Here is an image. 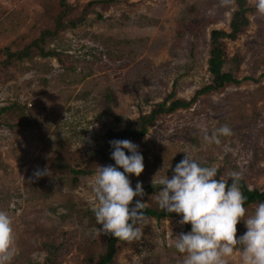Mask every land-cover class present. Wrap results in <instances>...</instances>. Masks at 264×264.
<instances>
[{"label":"rangeland","instance_id":"1","mask_svg":"<svg viewBox=\"0 0 264 264\" xmlns=\"http://www.w3.org/2000/svg\"><path fill=\"white\" fill-rule=\"evenodd\" d=\"M245 1L247 26L222 39L223 70L239 83L201 93L130 140L144 157V171L130 179L133 188L142 182L144 196L135 199L146 207L159 209L153 177L160 170L171 178L185 151L224 179L241 171L249 188L264 190V14ZM234 10L235 0H0V109L25 103L0 112V210L13 220L17 248L11 264H43L56 245L55 264L98 263L106 239L93 233L101 227L91 210L93 177L114 162L107 132L170 93L189 101L207 85L209 33H228ZM51 48L58 55L39 53ZM225 124L232 136L204 140ZM45 168L49 175L36 178ZM257 204L245 206L248 214ZM149 219L139 240L115 243L109 264H183L174 241L190 231L186 224ZM245 231L241 220L237 237ZM228 264H240L239 246Z\"/></svg>","mask_w":264,"mask_h":264},{"label":"clouds","instance_id":"2","mask_svg":"<svg viewBox=\"0 0 264 264\" xmlns=\"http://www.w3.org/2000/svg\"><path fill=\"white\" fill-rule=\"evenodd\" d=\"M228 3L230 0H221ZM257 12L264 14V0H256ZM232 129L222 125L204 140L219 145V137L232 136ZM111 159L115 162L98 165L93 177L95 235L110 234L119 241L132 242L142 236L143 227L150 223L145 215L146 203L142 182L132 187L131 175L144 171V157L139 146L127 139L109 141ZM225 146V152L230 151ZM126 152L128 153L126 155ZM185 156L167 175H154L152 184L159 189L155 201L160 210L176 213L179 224H190L191 230L175 235L174 247L183 254V264H228L239 246L240 264H264V201L251 214L245 207L246 197L240 187L241 171H232L229 179L217 178L216 166H204L192 154ZM122 169V171H121ZM168 171V170H167ZM36 178L49 175V170H37ZM130 205H132L130 207ZM243 220L246 231L237 237V224ZM13 220L0 210V264H11L16 254Z\"/></svg>","mask_w":264,"mask_h":264},{"label":"trees","instance_id":"3","mask_svg":"<svg viewBox=\"0 0 264 264\" xmlns=\"http://www.w3.org/2000/svg\"><path fill=\"white\" fill-rule=\"evenodd\" d=\"M64 2V0H61ZM71 5L65 2V10L69 11L71 9ZM249 7L246 5L245 0H235V10L231 14V19L229 22L230 31L227 33L224 30L221 29H213L209 33L208 37V57H207V71L210 76V82L202 87L201 89H198L195 92V95L189 100L186 101L184 99H173V93L168 94L164 97V99L159 102L155 103L152 108L147 113L140 114L139 119L135 122H127L124 129L118 131V132H107V139L108 141L114 140V139H139L141 136H143L147 132L148 126L153 125L155 123L156 119L160 116H163L165 114H169L174 112L176 109H186L189 108L192 104L195 103L196 99L199 97L201 93L208 92V91H214L224 88L228 84H238L239 81L233 77V75L230 72L224 71L223 66L225 63H227V57L225 55L224 49H223V38H235L236 35L242 31L248 24V18L246 16V13L248 12ZM85 14L82 13L78 16H73L65 27L69 26H76L78 23L82 22L85 19ZM42 40V39H41ZM56 49H49V50H41L39 53L42 55H58ZM61 54V53H60ZM63 54V53H62ZM61 54V55H62ZM65 56V55H64ZM25 108V103H19V102H12L6 107H3L0 109L1 111L9 110L10 108ZM116 119H119V117H116ZM128 153L126 152V155ZM115 162H113L114 164ZM122 171V169H121ZM77 173H80L79 171H76ZM217 178H222V170L218 169ZM240 187L243 195L246 197L245 206H248L252 203H259L261 201H264V190H259L257 188H249V186L246 184L244 179L240 181ZM136 201L135 197L133 198L132 204H134ZM132 205H130L131 207ZM145 215L147 217L155 218L156 220H159L164 217H180L176 213H166L160 209L154 210L150 207H145L144 209ZM187 229L191 230V225L186 224ZM106 239V247H105V253L100 257L97 264H109L111 262V259L113 257L114 251H115V243L117 242H124L119 241L115 237L111 236L110 234H105ZM57 245L55 248L49 247V251L47 252V257L45 258V261L43 264H55L57 260Z\"/></svg>","mask_w":264,"mask_h":264}]
</instances>
